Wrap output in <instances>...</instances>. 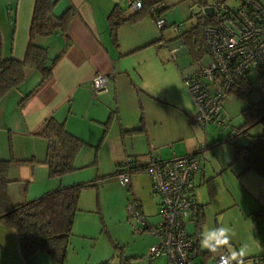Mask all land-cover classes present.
I'll use <instances>...</instances> for the list:
<instances>
[{
    "label": "crops",
    "instance_id": "1",
    "mask_svg": "<svg viewBox=\"0 0 264 264\" xmlns=\"http://www.w3.org/2000/svg\"><path fill=\"white\" fill-rule=\"evenodd\" d=\"M33 5L34 0H0L1 59H23ZM115 7L121 8L127 15L133 13L127 6V0H57L53 9L54 16L58 17L67 9L73 11L66 34L57 33L36 39L38 45L46 48L48 59L60 56L52 69L50 79L20 105L21 99L41 80L37 69L28 67L23 83L1 99L0 159L7 160L12 156L15 160H32L25 164L13 163L10 166L8 193L12 203L39 198L61 186L95 180L85 179L81 175L84 168L88 170L91 166H96L97 173L106 177L114 166L116 170L117 166L122 168L121 164L130 159L135 166H144L155 156L167 159L176 155L172 151L166 157L161 156L160 152L166 148L170 149L173 146L171 142L176 137L173 130L164 128L160 112H156L158 102L148 101L158 100L157 96L164 93L166 86L171 85L178 89L180 77L183 80L181 70L179 66L168 62L169 73L165 78L154 75V70L158 69L156 68L158 63L155 61L158 54L156 49L161 46V40L150 14H145L135 23L123 24L113 38L107 17ZM181 44L182 41L179 40V45ZM202 55L206 56V53ZM147 56H151L152 59L149 63L144 60ZM206 59L207 56L204 60ZM95 74L105 77L104 89L98 94H94L91 88V79ZM185 88V95L190 96ZM135 103L144 110L141 119H134V112L130 113L131 117L125 119L123 111L129 112ZM189 105L185 100L180 103V108L186 110L185 115L195 123L193 114L196 112ZM50 118L63 123L70 134L84 142L83 147L97 148L96 154L87 152L86 156H83L80 150L74 160L75 170L60 178L50 177L48 174L45 163L48 143L39 135L45 121ZM207 126L200 127L204 131L201 145L205 141ZM189 152L197 153L194 149H190ZM138 171L135 168L130 171L129 188L145 186L151 193L148 175L145 174L147 179L142 185V175H138ZM155 198L158 211L159 201L156 196ZM80 202L81 194L78 207ZM80 210L82 211L79 207L74 218L70 244L76 235L83 232V225L78 229V221L81 220ZM140 210L143 215L142 205ZM203 214L205 216L204 208ZM196 217L197 212L193 218ZM146 224L150 225L147 221ZM189 231L200 233L202 229L195 226ZM140 233L141 236L152 237L145 228L140 227ZM151 245L152 243H149V247ZM238 245L240 246L238 248L227 246L222 248L228 253L230 250H238L245 246L242 241H239ZM206 251L200 246L199 240L196 258L207 260L215 255L214 253L205 258L203 253ZM38 255L41 254H35L26 263L19 250L16 231L5 221L0 220V264H37L36 261L40 260L46 263V257ZM261 255H264V252L247 253L246 261L254 264L253 258Z\"/></svg>",
    "mask_w": 264,
    "mask_h": 264
},
{
    "label": "rangeland",
    "instance_id": "2",
    "mask_svg": "<svg viewBox=\"0 0 264 264\" xmlns=\"http://www.w3.org/2000/svg\"><path fill=\"white\" fill-rule=\"evenodd\" d=\"M213 1L207 0L208 4H212ZM256 1L264 5V0ZM223 3L227 6L238 4L237 0H224ZM165 4L168 10L162 17L167 21L168 26L159 30L154 23L161 46L156 49L158 54L155 61L158 63L156 67L158 69L153 73L155 76L165 78L169 73L168 62H170L179 66L183 77L193 70L196 60L203 61L206 58L201 54L200 40L195 33L198 19L191 13L190 0H166ZM173 26H178V31ZM193 29L195 31L192 32ZM189 31L192 32L191 38L182 35ZM182 37L185 40L179 45ZM172 48H175L174 59ZM144 60L149 63L152 59L151 56H147ZM255 74V71L249 74L253 88L250 98L246 95L230 93L223 101L221 116L226 129L217 127L213 122L208 124L205 133L212 136L216 144L198 153L200 170L193 180L195 198L205 210L201 229L227 225L236 232L232 240L233 244L227 247L238 248L240 247L238 242L242 241L245 245L242 248L252 254L264 252V217L261 216L264 210V177L254 171L246 170L245 160H233V143L245 144L251 136L262 132V126L259 124L249 128L246 133L238 131L243 121L240 111L257 95ZM183 86L185 87L180 77L178 89L169 85L165 87L164 93L157 96L158 100L146 99L151 103L158 102L156 112H160L164 128L173 130V135L176 137L172 140L173 146L170 149L159 151L162 157L168 156L172 151L176 155L192 154L189 152L190 149L198 152L201 148L204 131L189 120L190 117L185 115L186 110L180 108V103L186 100L190 104L189 107L197 111L191 96L185 95ZM249 90L250 87H246L244 92L247 93ZM126 103L125 101L124 105ZM133 112L134 119L139 120L144 110L135 103L129 112L123 111V117L128 119ZM189 116L193 117L192 114ZM81 151L83 156H86L87 152H92L94 155L97 148L83 147ZM118 170H121V166H117V170L114 166L108 176L102 177L97 173L96 166H91L88 170L84 168L81 175L85 179L95 180H89L93 181L91 182L93 185L81 192L79 207L82 211L79 212L81 220L78 221V229L83 225V232L73 238L64 264H100L104 261L118 264L121 258L126 257L130 258L131 264H164V257L152 261L146 258L149 243L153 245L156 240L153 236L149 238L147 235L141 236L139 223L131 216L129 210L131 203L139 202L142 205L144 218L154 226L159 222L157 200L145 186L139 188L123 186L118 174L112 175ZM138 172V175H142L141 183L144 185L147 173L145 169H140ZM197 225V220L193 218L192 221H187L186 228L190 230ZM40 254L38 256L46 257L47 261L46 263L43 260L36 261L37 264H52L48 254ZM196 260L199 262L202 258ZM202 261L211 264L210 258Z\"/></svg>",
    "mask_w": 264,
    "mask_h": 264
},
{
    "label": "trees",
    "instance_id": "3",
    "mask_svg": "<svg viewBox=\"0 0 264 264\" xmlns=\"http://www.w3.org/2000/svg\"><path fill=\"white\" fill-rule=\"evenodd\" d=\"M142 8L127 15L121 8L115 7L107 17L109 30L113 38L116 31L125 23H135L145 14H149V9L159 3L162 4L158 13L164 16L168 7L166 0H140ZM200 6L207 5V0H196ZM214 2V1H213ZM57 0H34L33 11L29 26L28 42L23 59L0 58V101L6 93L17 88L26 78L27 68L34 67L40 74L39 84L28 92L20 101L22 105L29 99L44 82L50 79L52 69L59 60L57 55L52 59L47 58V50L36 43L39 37H47L53 34H66L67 27L71 21L73 11L67 9L58 17L54 16L53 9ZM262 7L264 5L260 4ZM198 19V26L195 31L200 40L201 54L205 53L202 44V28L207 20ZM192 32L182 33L191 38ZM185 40L183 37L180 39ZM250 72L234 79L228 94L234 93L239 96H249L253 92ZM256 98L249 101L240 113L242 125L240 130L244 133L255 125L262 126V132L253 135L248 142L241 144L233 143V160L243 159L246 162V170L254 171L264 177V72L255 74ZM250 87L249 92L244 89ZM238 133V132H237ZM47 140L48 148L45 163L48 167L50 177L60 178L75 170L74 160L81 148L83 141L70 134L63 123L57 122L54 118L45 121L39 133ZM204 150L201 145L200 151ZM32 160H15L12 156L7 160L0 159V220L13 228L19 240V250L26 263L37 253H45L50 256L52 264H64L67 258L68 248L73 236V223L76 213L79 211L78 201L83 189L92 186L91 182H81L69 186H61L53 191L45 193L39 198L22 202L12 203L8 193L9 169L13 163L25 164ZM148 164V163H147ZM144 166H135L132 159L123 164L121 171L128 166L129 174L132 169H145ZM120 170L114 172L117 175ZM195 186V185H194ZM129 188V187H128ZM198 204V203H197ZM203 207L198 204L197 217L198 229L203 220ZM198 242L195 247V252ZM220 248L215 254L222 252ZM214 253L208 251L203 256L209 257ZM264 259V255L256 256L253 260ZM130 258H121L118 264H131ZM100 264H112L111 261H104Z\"/></svg>",
    "mask_w": 264,
    "mask_h": 264
},
{
    "label": "built area",
    "instance_id": "4",
    "mask_svg": "<svg viewBox=\"0 0 264 264\" xmlns=\"http://www.w3.org/2000/svg\"><path fill=\"white\" fill-rule=\"evenodd\" d=\"M223 1L214 0L212 4L200 6L196 0H190L192 15L208 22L201 31L207 59L197 60L193 70L183 76V83L196 105L195 124L205 128L213 122L225 130L221 105L228 98L234 79L246 72H264V7L256 0H237L235 6H227ZM127 6L137 11L142 8V3L127 0ZM161 7L159 3L149 9L159 30L168 26L158 13ZM175 29L178 31V26ZM104 86L105 77L95 74L91 79L92 92L98 94ZM215 144L216 141L206 134L203 148ZM125 167L118 173V179L128 188L130 175L128 166ZM145 170L151 181V193L159 201V222L147 226L137 201L130 204L129 210L140 227L156 240L149 247L146 258L152 261L164 256L166 264H208L196 260L199 232H190L186 228L187 221L193 219L198 210L193 180L200 170L199 155H172L167 159L155 156ZM261 216L264 217V210ZM226 254L224 251L215 254L211 263L218 264L219 258ZM254 264H264V259L254 260Z\"/></svg>",
    "mask_w": 264,
    "mask_h": 264
},
{
    "label": "clouds",
    "instance_id": "5",
    "mask_svg": "<svg viewBox=\"0 0 264 264\" xmlns=\"http://www.w3.org/2000/svg\"><path fill=\"white\" fill-rule=\"evenodd\" d=\"M236 232L227 225L204 229L199 233L200 246L209 253H215L224 246H231ZM247 252L244 248L231 250L219 258L218 264H250L246 261Z\"/></svg>",
    "mask_w": 264,
    "mask_h": 264
}]
</instances>
